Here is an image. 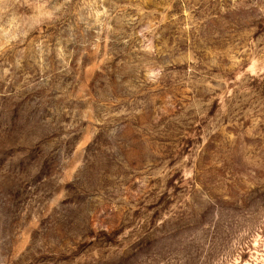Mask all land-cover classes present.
<instances>
[{
    "label": "rangeland",
    "instance_id": "obj_1",
    "mask_svg": "<svg viewBox=\"0 0 264 264\" xmlns=\"http://www.w3.org/2000/svg\"><path fill=\"white\" fill-rule=\"evenodd\" d=\"M0 264H264V0H0Z\"/></svg>",
    "mask_w": 264,
    "mask_h": 264
}]
</instances>
